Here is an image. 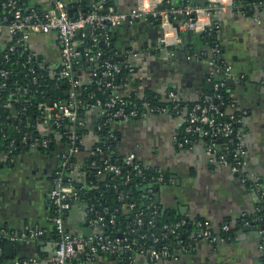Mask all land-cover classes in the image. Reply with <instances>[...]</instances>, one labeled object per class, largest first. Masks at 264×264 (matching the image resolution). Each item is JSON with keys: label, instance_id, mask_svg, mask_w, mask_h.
Wrapping results in <instances>:
<instances>
[{"label": "crops", "instance_id": "crops-1", "mask_svg": "<svg viewBox=\"0 0 264 264\" xmlns=\"http://www.w3.org/2000/svg\"><path fill=\"white\" fill-rule=\"evenodd\" d=\"M25 2L29 9L38 12L50 6V0ZM136 3L137 0H115L113 6L116 11L127 12L134 9ZM178 3L179 0H163L160 7L168 9ZM257 15L258 22L251 14L240 10L225 9L216 13L212 19L218 25L216 38L220 49L210 48L199 32L181 26L177 45L181 52L160 47L161 30L157 22L139 20L113 29L115 46L119 49L114 61L133 68L116 84L117 94L125 99L132 93L137 98L151 94L161 104L172 93L183 102L198 103L217 83L212 78L217 70L210 62L221 56L223 66H229L234 76L228 79V91L233 106L242 114L244 136V152L237 175L227 167L210 164L201 140L189 148L179 146L182 115L146 114L114 125L117 131L115 155L125 159L133 154L143 165L166 175L156 196L160 207L190 220H208L216 235L215 241L208 242L194 238L191 232L185 243L180 242L174 248L173 258L150 260L136 255L134 264H264V251L260 249L262 235L258 229L236 228L232 239L221 235L223 225L233 228L239 218L252 215L260 198L252 185L241 182L240 175L255 179L264 188V12L259 11ZM176 21L178 18L172 20L173 24L180 22ZM9 37L6 31L0 33V44ZM26 47L32 57L38 58V65L48 72L60 68L55 31L30 34ZM93 66L95 64L83 61L75 67L80 86L91 82L89 71ZM223 75L226 77L224 72ZM100 115L98 107L90 106L86 110L81 138L86 150L94 145V127ZM66 151L67 144L56 140L47 151L28 147L12 159L0 161V236L4 240L0 247V264H51L56 235L48 194ZM85 157L86 151L78 152L70 165L72 180L83 187L87 175ZM88 217L84 199L74 201L64 218L66 230L89 239L99 233V229L89 226ZM33 229L42 230V235L29 238L28 232ZM89 244L78 250L69 264H118L107 253H91ZM181 244H186L184 251L180 249Z\"/></svg>", "mask_w": 264, "mask_h": 264}, {"label": "built area", "instance_id": "built-area-1", "mask_svg": "<svg viewBox=\"0 0 264 264\" xmlns=\"http://www.w3.org/2000/svg\"><path fill=\"white\" fill-rule=\"evenodd\" d=\"M115 1V0H109ZM94 2V1H93ZM70 0H50V6L43 12H38L35 9L24 12L17 6L16 0H5L1 4V7L6 9V13L0 15V33L8 32L10 36L17 37L16 43H26L29 39L30 34L39 33L46 34L51 31H55L58 38L59 50H60V68L58 72L53 71L51 74H58L57 79H62L67 86V101L59 102L56 105L51 104H39L41 112L44 114V119L50 120L56 126L60 125V121L63 118H68L74 126L83 125L82 121L78 117V101L77 93L80 88L79 81L74 73L75 67L80 63V56H84L89 63L95 64L91 67V74L93 77L100 74L103 77V86L105 89L113 91L105 101L99 98H95V101L90 106L100 108L101 115H105L110 120H127L130 118L143 117L146 114L153 113H169L182 115L183 117V130L179 142L181 147H191L196 141L202 140L203 138L208 141L205 143V150L208 154V161L213 165H221L227 167L231 173L239 174L241 166V155L244 152L243 134L237 135L236 149L237 153L234 154V160L229 161L227 154L230 153L228 146L225 147L224 152H219L216 148L214 140H226L227 144H230L234 135L233 129V116L231 115V106L223 112L218 109V104L214 102V98L218 96L211 94H205L201 103H195L191 108L184 107L180 108L181 100L169 93L164 103L160 105H149L144 104L145 109L139 110L136 106L129 108L125 111L127 100L114 92L116 84L114 83L115 77L121 70V64L115 61L103 60L99 62L102 53L100 50L95 53H89L83 47L81 40H76V34L79 30L86 28L90 29L88 37L91 39L92 44L95 45L98 42H104L109 44L110 35L109 30L114 29L123 24H132L134 21H145V22H157L161 30V46L160 47H177L180 43L179 39V28L196 31L199 33L205 32L211 27L217 28L218 25L213 21V16L219 11L225 9H235L244 12H250L252 18L255 21H260L257 15L259 11L264 12V0H257L254 3L241 2V0H206L204 5L189 4L186 3L183 6L170 7L168 9L161 8L163 0H137L134 9L121 12L116 11L113 5H108L106 8L103 7L104 0H100L97 3H92L91 8L88 12L83 13L80 10L77 13H73L75 19L69 16L68 10ZM105 11V13H101ZM8 15L10 19L8 20ZM183 18V22L179 25L173 24L172 20L175 18ZM95 30H99L97 35L94 34ZM86 36L82 33V37ZM12 50V47L9 48ZM217 51V50H216ZM33 54L28 56V61L32 58ZM0 56L6 61L8 60V54H1ZM210 64L214 66V61L211 60ZM126 66L128 71H133L132 66ZM217 71L218 69L215 68ZM30 72H33L29 68ZM223 72L227 79H233L234 76L230 72L229 66L223 67ZM8 71L0 69V78H6ZM34 81V77H33ZM223 83H216L214 88L221 86ZM94 94H91V98ZM7 107L11 104L8 102ZM112 110V111H111ZM229 115L228 121L217 122L218 117ZM194 134L197 139L188 138L187 135ZM114 138V136L110 135ZM26 137H23L25 142ZM67 151L62 156L60 166L55 171L52 188L49 191V200L53 209L52 223L56 235V243L54 252L50 258L51 264H69V261L75 256L78 250L86 248V245L90 243L89 250L91 253L102 252L111 255L119 254L117 259L118 264H134L136 255H143L148 257L150 260L167 259L173 258L174 253L169 250L167 246H161L155 248L154 246L148 248H133V242H129L127 238L117 236L111 237L107 234H103L102 227L104 226L105 220L103 214H99L93 210V205L88 206V224L91 227L99 229V233L91 236L89 239H84L79 236L70 234L64 225V218L69 211L72 203L83 198L86 192L83 186H75L70 173V165L72 158L78 153L81 139L72 128L67 134ZM48 139L34 138L28 144L29 147L46 148L48 145ZM96 152H100L99 147L95 148ZM7 157H5L6 159ZM135 156L130 154L128 157L123 159L125 164L133 167L137 173L141 172L139 165L134 163ZM91 166H95V162H91ZM120 166L116 163L109 162L108 158L103 160L101 168L97 170L98 174L103 172L118 174ZM157 182H163V176L158 175L156 177ZM240 180L243 183L252 185L259 193L261 199H264V188L255 179L247 178L245 175H240ZM106 208H104V212ZM264 228V217L257 219ZM109 223H113V219H109ZM142 220L137 218L136 225L140 226ZM148 225H153V220L150 219L147 222ZM186 224L193 225L195 227L194 238L198 240L213 242L216 239L213 228L208 220L195 219L190 220L188 218H182L175 222L173 225L165 224L163 228L168 234L176 235L178 230L184 227ZM244 226L250 227L249 222L245 221ZM229 231L228 225L221 227V232L226 233ZM261 235L262 230H259ZM42 230H29V238H37L42 235ZM167 233L162 234V238L167 236ZM6 235L5 232H2ZM146 235L143 234L141 238ZM16 237H13L15 239ZM154 242L158 241L159 238L155 237ZM186 244H181L180 249L184 251ZM260 249L264 251V245L260 244ZM130 251H134V255H127ZM26 262L19 263L25 264Z\"/></svg>", "mask_w": 264, "mask_h": 264}, {"label": "trees", "instance_id": "trees-1", "mask_svg": "<svg viewBox=\"0 0 264 264\" xmlns=\"http://www.w3.org/2000/svg\"><path fill=\"white\" fill-rule=\"evenodd\" d=\"M94 1V2H93ZM100 0H70L69 6L76 13L80 10L86 13L90 10L92 3H97ZM103 7L113 5V1L104 0ZM5 0H0V15L6 13V9L1 7ZM17 6L25 13L29 12V7L26 5L25 0H16ZM247 2V0H241ZM186 3L195 4L192 0H179L178 6H183ZM250 13V12H248ZM10 19L8 15V20ZM180 21V22H179ZM179 25L183 22V18H178ZM217 28L211 27L205 32L199 33L200 37L209 45L210 48L220 49L217 43ZM82 33L86 36L82 37ZM90 33L89 28L81 29L76 34V39L83 42V47L89 53H95L100 50L102 53L99 62L103 60L114 61L116 60L115 53L119 49L115 46V35L113 29L109 30L110 35L109 44L98 42L93 45L91 39L88 37ZM99 30H95L94 34L97 35ZM17 37L10 36L4 44H0L1 54H8V60H4L0 56V69L8 71L6 78H0V161H8L14 157L22 149L29 147V143L34 138L48 139L46 148H39L43 151L50 149L56 140H60L67 144V134L73 128L80 139L83 137V125L74 126L68 118H63L60 125L56 126L50 120L44 119V114L39 108V104L53 105L59 102L67 101L68 97L65 95L67 86L62 79H57L58 74H51L44 67L38 65L36 57L30 58V50L26 47V43H16ZM12 47L10 51L9 48ZM169 48V47H168ZM172 51L181 52L178 47H170ZM80 62L87 61L84 56H80ZM215 68L218 69L215 75V82L223 83L221 86L214 88L205 93L218 96L214 98V102L218 104V109L221 112L225 111L228 106L232 105L231 115L233 116V129L234 135L230 144L226 140H214L216 148L219 152H224L225 147L228 146L230 153L227 157L230 162L234 160V154L237 153L236 142L237 135L242 134V114L238 112L233 106V100L230 97L228 86L229 80L223 75V63L221 61L213 60ZM80 64V63H79ZM78 66V65H77ZM76 66V67H77ZM29 68L33 72L29 71ZM58 72V70L56 71ZM91 73V71H89ZM128 70L126 66H121V70L115 77V84L127 76ZM220 73V75H218ZM218 76H217V75ZM34 77V81H33ZM103 77L99 73L95 77H91V82L87 85H81L77 93L78 117L81 121L85 118V113L88 107L92 105L95 98L105 101L110 94L113 93L110 89H105L102 82ZM115 92V90H114ZM91 94L94 97L91 98ZM127 100L125 111L129 108L136 106L139 110H144L146 103L149 105H160L158 98L151 94H144V97L137 98L135 93H132ZM203 98L198 102L201 103ZM10 103L11 106L7 107L6 104ZM194 104L181 101L180 108H191ZM99 111L101 110L98 108ZM112 111V110H111ZM183 111V109H182ZM101 112V111H100ZM229 115L218 117L217 122L228 121ZM136 119V118H130ZM120 120H110L105 115H100L98 125L94 127V145L86 150L81 141L78 144L79 153L86 151V179H85V193L83 195L84 201L88 206L93 205V210L104 216V226L102 227L103 234L111 237H125L129 242H133V248H148L154 246L159 248L167 246L169 250H174L180 242L185 243L187 235L195 231V227L191 224H186L178 230V234H168L163 228L165 224L173 225L175 222L185 218L183 216H176L164 210L156 202L157 192L162 183L167 179L166 175L158 169L145 166L136 158L134 163L139 165L140 173H137L132 166L125 164L123 159L114 154L113 148L115 140L112 136H116L115 124ZM26 137L23 142V137ZM181 137H184L183 134ZM188 138L197 139L194 134L187 135ZM199 141V140H198ZM204 144L208 141L203 138L201 140ZM99 147L100 152H96L95 148ZM5 157H7L5 159ZM109 159V162L116 163L120 166L118 174L103 172L97 173L101 168L103 160ZM4 159V160H3ZM75 159V158H73ZM91 162H95V166H91ZM162 175L164 181L157 182L156 177ZM77 184L75 186H78ZM104 208L106 211L104 212ZM264 217V199L259 198L255 207V212L252 215H247L239 218L235 227L230 228L226 233H221L225 238L233 237V232L236 228L244 226L245 221L249 222V226L258 230H262V241L264 245V228L258 218ZM113 219V223H109V219ZM137 218L142 220L140 226L136 225ZM153 220V225L147 224L148 220ZM200 219V218H197ZM167 233V236L162 238V234ZM145 234L144 238L141 236ZM158 237L159 240L154 242V238ZM4 243L3 237L0 236V247ZM134 255V251H130L127 255ZM111 255V254H109ZM114 259L119 258V254L111 255Z\"/></svg>", "mask_w": 264, "mask_h": 264}, {"label": "water", "instance_id": "water-1", "mask_svg": "<svg viewBox=\"0 0 264 264\" xmlns=\"http://www.w3.org/2000/svg\"><path fill=\"white\" fill-rule=\"evenodd\" d=\"M194 3L199 4V5H204L206 3V0H196L194 1ZM69 16L72 17L73 19H75V16H73V10L71 8H69L68 10ZM101 13H105V11H102ZM211 52V50H210ZM212 58V56L210 57ZM221 60V56H217V61ZM65 95H67V91L65 92ZM49 104H51V102H49ZM156 202L159 201V197H156Z\"/></svg>", "mask_w": 264, "mask_h": 264}]
</instances>
